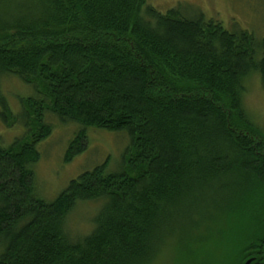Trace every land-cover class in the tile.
Instances as JSON below:
<instances>
[{"label":"trees","instance_id":"16d2710c","mask_svg":"<svg viewBox=\"0 0 264 264\" xmlns=\"http://www.w3.org/2000/svg\"><path fill=\"white\" fill-rule=\"evenodd\" d=\"M262 45L180 5L162 12L146 0H0L2 121L11 114L4 76L35 90L17 115L33 126L29 134L0 142V264H147L189 200L223 198L227 217L264 198V129L244 103L251 75L264 88ZM47 111L81 125L67 162L86 150V129L126 131L125 169L104 162L43 199L34 164L53 129ZM94 201L102 204L93 228L73 235L70 213ZM249 259L264 264V226L236 264Z\"/></svg>","mask_w":264,"mask_h":264},{"label":"rangeland","instance_id":"374dc122","mask_svg":"<svg viewBox=\"0 0 264 264\" xmlns=\"http://www.w3.org/2000/svg\"><path fill=\"white\" fill-rule=\"evenodd\" d=\"M146 3L162 12L179 5L188 15L196 11L204 12L207 18L221 21L231 30L243 29L251 33L257 42L264 41V0H146ZM1 82L11 114L8 124L0 116V142L9 145L25 137L33 127L21 123L17 115L22 111L21 98L32 96L35 90L14 76H4ZM244 103L251 119L264 129V88L259 73L247 80ZM45 118L53 129L51 135L38 144L40 159L34 164V171L38 193L46 201L54 200L72 179L97 165L108 162V169L112 172H120L127 166L132 143L126 131L86 129V150L67 162L65 156L70 141L80 131L81 125L64 122L49 111ZM210 197L185 203L182 219L170 224L175 230L174 235L165 240L159 254L147 264L237 263L240 250L264 226V198H251L241 211L224 217L221 213V208L225 206L223 198ZM101 204L102 201L81 203L71 212L67 222L70 232L83 236L91 231ZM197 213L205 214V219H199L195 215ZM193 219L199 223L194 225ZM194 236L208 240L197 242L192 239Z\"/></svg>","mask_w":264,"mask_h":264},{"label":"water","instance_id":"95a60500","mask_svg":"<svg viewBox=\"0 0 264 264\" xmlns=\"http://www.w3.org/2000/svg\"><path fill=\"white\" fill-rule=\"evenodd\" d=\"M252 262V259H249L245 262V264H250Z\"/></svg>","mask_w":264,"mask_h":264}]
</instances>
